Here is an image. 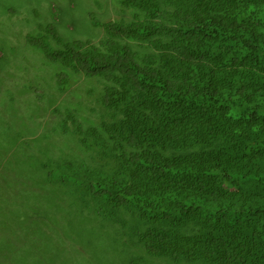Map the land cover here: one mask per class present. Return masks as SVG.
Masks as SVG:
<instances>
[{"label":"trees","instance_id":"1","mask_svg":"<svg viewBox=\"0 0 264 264\" xmlns=\"http://www.w3.org/2000/svg\"><path fill=\"white\" fill-rule=\"evenodd\" d=\"M111 1L0 55V264H264V0Z\"/></svg>","mask_w":264,"mask_h":264},{"label":"rangeland","instance_id":"2","mask_svg":"<svg viewBox=\"0 0 264 264\" xmlns=\"http://www.w3.org/2000/svg\"><path fill=\"white\" fill-rule=\"evenodd\" d=\"M110 1L0 0V45L3 43L11 45V47H6L5 53L0 52V55L6 57L7 54L9 56L10 51L19 52V54H30V48H25V45H23L26 33L36 30L46 23L56 25L58 31L69 40L97 39L100 33L99 24L103 21L104 14L109 12ZM111 14L113 15V13ZM11 48L15 49L12 50ZM36 57V55L29 56L30 60H35ZM95 250L90 251L95 253ZM98 252L101 253L104 259L111 258V255L114 259L119 250H112L108 247L100 248ZM88 253L90 254V252ZM90 255L95 264H98L96 255ZM110 262V264L123 263ZM136 263L138 264L139 261Z\"/></svg>","mask_w":264,"mask_h":264}]
</instances>
